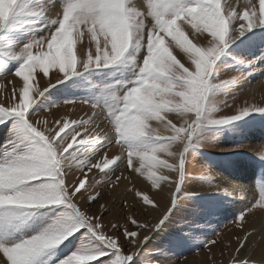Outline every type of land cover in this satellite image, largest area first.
<instances>
[{"label": "snow or ice", "instance_id": "snow-or-ice-1", "mask_svg": "<svg viewBox=\"0 0 264 264\" xmlns=\"http://www.w3.org/2000/svg\"><path fill=\"white\" fill-rule=\"evenodd\" d=\"M257 69L264 0H0V78L13 77L0 99V264H176L189 245L212 264L213 246L227 264H264L245 229L264 215V140L245 142L264 104L235 103ZM206 148L258 154V196L207 180L225 197L252 192L227 242L196 232L226 203L194 202L189 172Z\"/></svg>", "mask_w": 264, "mask_h": 264}, {"label": "rangeland", "instance_id": "rangeland-1", "mask_svg": "<svg viewBox=\"0 0 264 264\" xmlns=\"http://www.w3.org/2000/svg\"><path fill=\"white\" fill-rule=\"evenodd\" d=\"M231 74L236 75L237 73L233 72ZM11 79H13L11 75L0 78V84L4 85L3 88H0V99H3L5 94L10 95L11 85L8 84V81ZM236 92L238 93L235 101L237 105H243L246 99L249 102L264 104V74H261L259 69L255 70L248 80L243 82L236 89ZM221 99H223V97H221ZM72 107V105L62 106L59 111L62 113H68L69 109ZM75 109L76 114L78 115H83L85 111H88L86 105H80L79 103L75 105ZM53 111H57V109H53ZM69 114L71 115V113ZM253 131L259 132L258 135H260L258 141L252 142L253 147H258L259 143L264 140V126H262V121L260 119L255 120L252 126L249 128L248 136L245 138V142H251L250 134ZM232 143V139L221 135L219 137L218 148H229L232 146ZM119 150L120 149L118 146L113 148L114 152H119ZM203 151L206 152L207 159L204 160L203 158L197 157V162L189 172L190 182L197 192L194 202L205 204L207 202L216 200L217 198L215 196H220L223 200H225L226 203L218 214L200 218V227L196 229V232L199 234V239L201 241L214 238V232H218L219 236L215 238H218L222 242H227L233 233L242 234L240 229H237L233 224V216L239 207L244 206L243 201H247V199L250 198L252 194L247 195L244 191H241L234 192L231 195L225 197L223 193H216L215 188L212 185L221 183L220 186L222 185V188H228L231 191L235 185L231 184V179L227 174H229V169L236 167L235 164H237L239 161H243L247 163V165L249 163L251 167L255 166L256 171L254 170V173L256 176L253 183L254 186L251 187L258 196L259 189L257 185L261 180V169L257 163H252V157L258 160V154L251 153L248 149H244V152L240 153L220 152L216 148H206ZM208 179L212 180V185L207 183ZM227 179H230V181ZM133 181L138 188L142 190H149L150 194L156 191L151 190L150 185H148L147 182L142 181V179L137 178L136 176H133ZM124 184H127V181H125ZM239 186H243V184H240ZM119 191L120 190L117 189L110 194L108 190H104L100 202H112ZM164 198L167 199V192L164 193ZM127 200L130 204H135L132 194L127 196ZM227 201H235V204L227 203ZM238 201H242V203L238 204ZM163 204L164 200H161V211H163ZM93 207L94 209L98 208V204L94 205ZM189 211L190 208L186 207L184 209V213L182 214H186ZM158 215L159 212H152L150 215H148V219L155 220V217ZM138 218L143 219V216H140L138 213ZM245 229L254 233L253 244H250V249L253 259L259 262L260 259L264 257V215H262L259 211H256L254 214H249ZM233 247H235L234 241ZM212 254L215 256L216 264H221V261H223V264H227L229 259L227 250H225V255L221 257L220 249L213 246ZM244 254L248 255L249 250H245ZM209 255L210 254L208 253L207 249L198 250L189 245L176 249L174 255L171 256V259L172 261L176 262V264H212V262L208 259Z\"/></svg>", "mask_w": 264, "mask_h": 264}, {"label": "bare ground", "instance_id": "bare-ground-1", "mask_svg": "<svg viewBox=\"0 0 264 264\" xmlns=\"http://www.w3.org/2000/svg\"><path fill=\"white\" fill-rule=\"evenodd\" d=\"M240 2L243 3V0H240ZM258 133L259 132H257V131H253L250 134L251 142H256L259 140L260 135H258ZM2 138H3V133L0 132V139H2ZM235 166H236L235 168L229 169V174H227L228 173V171H227L226 174L229 175L231 181H230V179H227V180H229L231 182V184H234L235 187L239 186L240 184H243L244 188H246V189L251 188L252 189V187L254 186L253 183H254L255 176H256L254 173V170L256 171L255 166L251 167V165H249V163L247 165V163H245L243 161H239L237 164H235ZM226 184H228V183H226ZM245 194L249 195V194H252V192L248 191V192H245ZM243 202L246 203V201H243ZM239 203H242V201H238V204Z\"/></svg>", "mask_w": 264, "mask_h": 264}]
</instances>
